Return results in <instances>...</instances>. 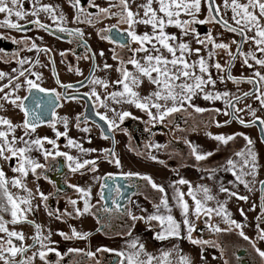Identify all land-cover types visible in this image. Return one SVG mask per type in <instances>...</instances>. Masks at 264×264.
Listing matches in <instances>:
<instances>
[{"label": "snow or ice", "instance_id": "snow-or-ice-1", "mask_svg": "<svg viewBox=\"0 0 264 264\" xmlns=\"http://www.w3.org/2000/svg\"><path fill=\"white\" fill-rule=\"evenodd\" d=\"M71 6L77 9L78 14L73 18V22H88L91 23V20L80 21L79 13H83L84 9L80 6L81 0H70ZM157 4L158 8H154L153 4ZM89 5L91 7H97L92 3V0H89ZM118 7L121 9L119 13V22L126 23L128 25L127 35L131 38L132 41L137 42L140 46L133 50V58L128 60L127 63L134 66L136 72L139 75H133V73L129 72L126 68H117V71L121 73L120 79H117L116 83L122 85V91L111 92L108 93L107 96L102 100L100 95L97 94L95 89L92 90L91 96L95 97L97 101L101 103L102 106L106 107L104 104V100L111 98L116 103H120L121 101L127 102L129 104L135 105L136 108L146 111L150 119L153 121L160 120L163 121L165 117L170 114L177 113L184 109L185 104L187 103L189 107H194L196 112H203L205 109L200 107H195L192 104L193 97L198 95L199 93H204L203 98L207 101L214 100H225V104L228 108L234 109L235 112L243 111L242 109H236L233 101H239L241 99L240 96H235L232 99H227L231 93L229 92H206L204 86L216 84V80L212 78L209 74V63L203 58L200 57L198 60H195L191 63L185 58V54H191L193 50L189 47L187 43L180 42L178 45L172 43L178 39L176 35L168 34L165 29L168 26H175L181 29L183 35H187L189 30L191 32H195L194 28H190L191 24L194 23H208L215 22L219 24L223 29L230 33H235L240 36V40H233L232 43L236 45V53L243 58V65L252 68L253 64L249 61H254L255 65L260 66L261 70H257L253 73L251 77L246 78V82L253 85V89L249 92H244V97L252 96L255 100L259 102L261 110H264V90H262V85H264V0H246V2H241V0H222V5H217L216 0H146V2L137 5L138 9H143V17H139V11L133 12L131 10L129 0H118L117 3H110L108 8H99V13L109 14L110 9ZM57 8L59 5L53 4H41L39 0H32V9L31 11L25 10V0H0V14H3V19H0V27H6L15 30H22L24 25L19 23L20 20L26 19L29 15L32 17H36V19L28 21L30 24L36 25L40 29L48 30V25L41 22L39 19L40 13H47L49 19L56 22L57 29L60 32H68L69 35H76L78 37H83V32L81 29L76 28L69 30L66 27H62L61 24L65 22L66 18L61 11L59 15H57ZM223 9V12L221 11ZM202 11L207 12V17L203 20H198L197 17ZM231 13V21L229 23L228 19L224 17ZM112 16H116V12L110 13ZM186 15L190 19L183 20L181 19V15ZM89 16L92 14L89 13ZM15 18V20L13 19ZM219 17V19H217ZM143 24L150 25L152 32L151 34L145 32L143 35H138L135 31V25ZM115 28V25L111 26ZM110 29H106L108 31ZM252 33V35H249ZM102 39H110V37H101ZM152 41H156V43H152ZM15 43V41H13ZM152 43V47L146 48L145 43ZM197 43L201 45L211 44L212 49H224L228 55L234 60L236 56L230 51V45L228 43H217L214 37L211 34V31L208 33L206 40L197 39ZM243 43H252L255 45V50H249L247 52L241 51V44ZM159 45V46H158ZM123 48H127L128 44L124 43L120 45ZM32 49H36L37 52L40 51H49V49H40L37 48L36 44L31 45ZM31 50V49H29ZM162 50H166L167 53L171 54V59L167 58L163 55ZM0 51H3L0 49ZM179 51V55L177 52ZM195 54L199 56L200 49L196 48ZM256 52L260 53V57H257ZM136 53H145L144 55V64H141L140 61L135 59ZM16 55L15 53L13 54ZM64 53H61L63 56ZM103 55V52H101ZM209 57H212L214 53L209 50ZM113 59H117L114 55ZM7 62V61H5ZM29 61L27 58H20L17 60V63L23 66L25 63ZM39 63V60L36 61ZM124 61H121L123 64ZM214 66L217 69V72H222L224 69L222 68L219 62L215 63ZM104 67L110 68L111 66L105 64ZM197 67L199 69V74H197ZM229 76L228 78L232 80L234 83H239L243 77L238 78L234 77L230 74L231 61L229 62ZM12 73H16L17 69L13 68ZM29 70L24 69L19 71L18 76L10 75L4 71H0V80L7 78L8 83L4 85H0V93H3L0 96V99L11 103L12 105L18 107L24 113V119L22 125L14 124L9 118L0 116V125L6 126L7 131L0 130V158L3 160H11L12 158H17L18 166L12 168V172L18 173V177H13L9 180L6 177V173L3 169H0V233H4L7 239H3L0 237V262L2 264H32V261L35 256H39L41 261L45 260L47 252L54 251L52 248H48L47 252L40 250L38 252H33L32 256L25 257V253L28 250V247L21 244L17 246L16 243L13 242V238L18 241L23 242L25 240V236L22 232H18L15 230H9L6 227V223H11L16 225L20 222H26L28 224L34 225L36 229V235L32 237L34 243L40 245L41 249L46 248V245L43 243L44 239H48V237H41L40 233V225L35 224L34 221L26 220L24 212L21 208V205L29 206L28 211H31V200H30V190L23 183V178L27 177L29 174V170L32 174H36L37 169L44 168V165L32 159L27 153L31 152L33 146L36 147L38 151H41L44 158L48 159L53 155V152L44 148L43 143L47 141V143L53 145L55 148L56 141L50 140L47 137L36 138V139H25V136H31V134L36 132L37 122L41 120V116L37 114L35 111H30L26 105L24 104V99L19 95H15V92L19 90L22 85L19 82H16L14 87H12L14 81H18L19 77H24L23 84L27 85V90L31 92L32 89H38L40 92H45L49 94H55V97L59 99L60 93H56L55 89H45L41 88L37 83L33 80L27 78V73ZM79 73V69L76 70ZM155 74V75H153ZM205 74L207 75V79H205ZM32 75H39L37 73H32ZM142 78H147V81L150 85H155V90L151 91L149 95L140 97L137 91L133 90V87L130 85H134L139 87L143 83ZM221 82H223V77H219ZM59 83V80H57ZM94 84H100L107 90V83L103 80L95 79L92 80ZM61 87L67 89L72 88L71 84H62ZM11 88V91H5V89ZM85 96L89 95L88 93H84ZM74 99L75 97H70ZM163 101V103H161ZM169 104L171 106H169ZM248 110L251 112L254 119L246 123L239 116L233 115L232 113L225 112V115H233V118L238 120V122L244 126H249V124L254 123L255 119H259V117L255 116V110L251 108V106H247ZM0 108H3V105L0 104ZM155 109V114L150 110ZM215 111H219L216 109ZM55 112H52V116L55 117ZM100 116L101 120L107 121V117L105 115ZM131 113L125 111L120 115V120L122 121L125 117H128ZM31 117V118H30ZM77 121H79V116L77 117ZM63 122L65 124V129H67V118H63ZM229 121H225L227 124ZM260 124L264 125V119L260 120ZM79 127V125H77ZM109 129L111 130L115 127V123L113 121H108ZM219 127V124L217 125ZM18 127H23L24 135L20 137H16L15 135L9 139V133H14ZM54 127V125H53ZM83 131H88L87 128L83 129ZM56 135L59 137L61 135L67 136V131L64 133L56 132ZM103 135V134H102ZM212 139L216 140L219 143L227 145L229 141L233 140L236 135L243 136L249 145L252 144V140L244 135L243 133H235L231 135L225 134H217L212 136L211 133L208 134ZM107 139L108 137H103ZM17 143H21L23 147H17ZM69 147L77 148L81 153L87 154L88 152H95L96 149H85L75 140L69 138L67 141ZM192 155L195 157L197 161L206 159L207 156L213 155L212 152H207L205 154H200L197 150V147L194 145H190ZM106 155L114 157L115 154L108 149L103 150ZM235 157L239 158V160H234L232 158H228L225 162V170L231 171L232 174L236 177V180L240 183L244 184L247 187V181L244 179L245 176L256 174V154L252 152L251 149L247 150V155H245V151H237L234 153ZM55 156H64L69 162H73L75 167H72V164H69L72 172H76L78 170L84 169L85 166L89 167V170L95 171L97 160H89L84 159L82 162L69 155L67 152L55 151ZM155 159V157H152ZM109 162L114 163L117 167L121 166V161L119 158H115L110 160ZM162 163V162H161ZM246 169H250V171H246ZM111 175V174H109ZM127 176L140 175L139 173H126ZM142 179L147 181V183L151 186L152 189L157 190L160 193H165L164 187L155 183L152 178L148 175H143ZM180 185H187L189 182L184 179H180L178 181ZM262 186H264V181L260 182ZM9 185L15 188H21L25 192L29 193V197H18L14 196L13 193L9 190ZM76 190L81 193V196L84 198L83 208H75L74 211L77 216L86 214L90 211V205L88 202V197L90 195V190H86L83 188H79L75 185ZM103 187V185H102ZM39 191V189H37ZM117 191H119L117 189ZM220 192H228V189L221 187L219 189ZM204 201H209L213 199V196L209 195V189L204 187ZM187 195L191 197L194 202V208H190L189 202L185 200V194L181 192L178 188L175 189L172 201L173 204H170L169 199L166 195H162L159 199L158 204L153 205L154 211L151 214L146 216H136L130 210L127 211V215L131 218L132 221H145L150 224L152 221H157L159 223V231L155 233V239L159 241L169 240L172 237H180L182 226L186 229L188 236L187 239L194 245H202L207 244V241H202L199 239H192L191 233L195 229L194 223L190 220V214L196 215L197 217L203 213L209 219L211 218V214L215 211L216 215H221L223 212L225 219L231 225H234L235 228L240 229L239 235L244 240H249V237L243 231V225L237 223L235 220L228 219L230 213H227L224 209L223 205H220L219 209H213L211 207H206L205 203L198 199L196 194L194 193L191 186L188 187ZM230 195L235 196L236 193L232 192ZM40 196L42 200H47L48 197L45 196L42 192H40ZM241 200H246L247 197L241 196L239 197ZM70 203L75 206L77 204L76 200L70 201ZM115 203V201L113 202ZM178 207L180 210L181 220H177L173 214V207ZM262 211H264V203L261 205ZM117 210H119L120 206L116 205ZM163 210V212L161 211ZM3 213H10L11 220L5 221ZM71 215L70 213H68ZM243 215V213H241ZM49 215H52L49 212ZM59 219V216H57ZM261 217H257L259 221ZM134 226V225H133ZM212 227V225H209ZM99 231V229H97ZM215 231H222L219 227H215ZM257 233L258 239L264 241V230L259 228V224H257ZM51 232H49V236ZM65 240H69L72 238H80L84 239L90 235L87 232H78L75 228H71V236L67 235L64 232H60ZM128 235L131 236V230H129ZM175 245L173 248L164 250L160 249L159 254L155 255L150 253L146 249V245L139 241V239L132 240L127 245V250L117 251L116 255L120 258L119 264H173L171 260L172 252L175 250ZM252 247L258 253L261 258H264V250L258 248L255 242L252 243ZM101 249H97L100 251ZM104 251H112L111 249L104 248ZM80 249L77 248H69L67 252L63 255L67 256L70 253L80 252ZM57 257L62 259V255L60 252H56ZM88 256L94 255L92 252L86 253ZM17 256L21 258L19 260L16 259ZM179 264H191V261L188 257L184 255H180ZM227 264V261H225Z\"/></svg>", "mask_w": 264, "mask_h": 264}, {"label": "flooded vegetation", "instance_id": "flooded-vegetation-1", "mask_svg": "<svg viewBox=\"0 0 264 264\" xmlns=\"http://www.w3.org/2000/svg\"><path fill=\"white\" fill-rule=\"evenodd\" d=\"M39 2L41 4L59 5V8H57V15L62 11L66 18L61 26L69 30L79 28L83 32V37L81 38L76 35H69L68 32L58 31L56 22L49 19L47 13H40L39 19L41 22L48 25V30L40 29L36 25L28 23V21L36 19V17H32L31 15L19 21V23L24 25L22 30L18 31L0 27V49L3 50L0 51V71L18 76L19 71L27 69L29 70L27 73L28 79L33 80L41 88L55 89L56 93L61 94L59 99H57L55 94L40 92L38 89H32L31 92H29L27 90V85L23 84L24 77H19V80L14 81L12 85V87H14L16 82L21 83L22 87L15 92V95H19L22 98L26 97L23 101L24 104L30 111H35L39 114L41 120L47 118L45 121H38L36 132L24 138L27 140L47 137L50 140L56 141L55 148L53 145L47 143V141L43 143L45 149L53 152V155L48 159H45L42 152L38 151L35 146H33L31 152L27 153L32 159L44 165V168L37 169L36 174H32L29 170V177L34 179L33 181H35V185L39 189L38 192H42L48 197L45 201V208L48 212L53 210L58 212H69L68 208L72 205L70 201L76 200L79 194H81L72 186L75 185L82 188L81 182L83 178L91 171L88 166H85L84 169L72 172L69 164L71 163L72 167H75V164L69 162L64 156H55V151L67 152L81 162L84 159L97 160V166L101 164L111 166L114 163L109 162L110 160L121 157V154H124L127 164L143 163L144 161H151L150 158L155 157L154 161L157 163L163 160V164L172 167H175L178 163L184 167L189 166L188 163L191 160H196L194 156L193 158H188L189 152L192 153L190 145L196 146L200 154L208 152L203 151L199 146L200 139H202V128L200 127L199 134L197 131H187L186 122L181 115L179 118H171V120L166 119V122L165 119L163 122H158V120L153 121L146 111L140 110L136 108L135 105H132V109L129 112L131 115L125 117L122 121L114 122L116 126L111 130L109 129L108 121L111 120H109L108 114L111 113L110 110L104 109V106L91 96V92L87 88L88 83L96 72L98 59L96 56H102L103 58V55H115L117 60L127 63L125 60L126 54H129L132 59L133 50L140 46L127 35L126 30L128 29V25L123 22L118 23L120 19V8L114 7L110 9V13H117L116 16H112L110 13H99V8H108L110 3L118 4V0H92V3L97 7H91L89 5V0H81L80 6L84 9V12L79 13L80 21H87L90 19L91 23L73 22V18L78 12L76 8L71 6L70 0H39ZM144 2H146V0H129L131 10L133 12L139 11L138 18L143 17V9H138L137 5ZM31 9L32 0H25V10L30 12ZM89 13L92 15L89 16ZM0 19H3V14H0ZM13 19L15 20L14 17ZM112 25L116 27L112 28ZM194 27L199 31V27L201 26L195 23ZM106 29L110 30L105 31ZM135 31L138 35H143L145 32L151 34L152 29L150 25L137 24L135 25ZM201 31H204V29ZM102 36L110 37V39H102ZM239 38L240 36H238V41ZM13 41H15V43ZM33 43L36 44L37 48H46L49 49V51L37 52L36 49L31 48ZM124 43L128 44L127 48L120 46ZM152 43H155V41H152ZM152 43L146 42L145 47L150 49ZM101 52H103V55H101ZM14 53L16 54L15 56L13 55ZM61 53H64V55L61 56ZM139 54L143 53H136L134 58L136 59V55ZM20 58H27L29 62L21 66L17 63V60ZM37 59L39 63L36 62ZM13 68L17 69L16 73H12L11 70ZM77 69H79V73H77ZM33 72L39 75H32ZM88 75L89 78L83 84L75 86ZM246 78L243 80L246 81ZM57 80H59V83H57ZM7 83V78L0 80V85ZM62 84H71L73 87L65 89L61 87ZM252 88L253 85L251 84V88L246 92H249ZM5 91H11V88L5 89ZM84 93H88L89 95H75ZM2 95L3 93H0V96ZM239 96L241 97L240 100L247 98L244 97L243 94ZM70 97L75 98L72 99ZM104 97L101 99L103 100ZM237 102L238 101H234V104ZM107 103L108 101L104 100V104ZM0 104L3 105V108H0V112L8 114V116L12 115L14 119L13 123L22 125L24 113L18 107L2 99H0ZM90 109H92L96 115L100 113L107 117V121H105V130H103L98 123L93 121V112ZM227 109L228 113H230V109ZM150 110L155 114L153 109ZM53 111L56 114L55 117L52 116ZM142 113L145 116H143ZM216 115L211 118V122L208 124V126H212L209 127L211 132L219 128L217 126L218 124L224 127L235 122L239 126L246 127L240 124L238 120L231 118L230 115H228V118L225 120L229 121L227 124H225V121L218 122L217 118L219 114L217 113ZM78 116L79 121H77ZM97 116L100 117L99 115ZM65 117L68 121L67 129H65V124L63 122V118ZM198 118L199 116H197V123L201 126V119L199 118V121ZM77 125H79V127ZM249 125L256 128L253 123ZM42 128V132L38 131ZM85 128H87L88 131H83ZM207 128L208 127H203V129ZM21 129V135L23 136V127H18L16 131H20ZM65 131H67V136L61 135L58 137L56 135V132L64 133ZM103 137L108 138L105 139ZM69 138L75 140L85 149H96L97 151L88 152L87 154L81 153L77 148L68 146L67 141ZM212 147L213 145L211 148ZM104 149L110 150L115 156L106 155L103 151ZM213 150L214 148L210 151L213 155L210 156L209 160H206L207 167H213L218 164L216 160L218 156L214 154ZM172 155L174 157L171 158ZM231 155L232 154H229V156ZM218 160L220 161V159ZM15 161L18 162L15 157L8 160V165L12 166ZM160 164L161 163H159V165ZM181 170L183 173L186 171V169L183 168H181ZM182 171L176 172L174 179H184ZM126 173H129V171L117 174L110 173L111 175L107 174L102 177L95 191L97 201L94 202L92 206L94 225L87 231L90 235L84 239L66 240L62 242H71L67 245L78 247L76 243L73 242H106L109 239H114L118 235H123V233L131 229L134 230V228H138V221H132L127 215L126 210L131 211V207L133 206V208H139L142 211L146 199H148L149 202L151 201L154 205L159 203V199L162 195H167L168 192L166 188H164L165 193H160L152 189L147 181L142 179V176H127L125 175ZM168 181L173 183L170 177H167V182ZM105 188L106 191H104ZM117 189L119 191H117ZM114 201L115 203H113ZM117 204L120 206L119 210L116 208ZM139 205L140 207H138ZM225 211L229 213L227 210ZM60 214L61 213H59V215ZM221 215L220 218H225L223 212ZM214 216L219 217L216 214ZM4 218L8 221L11 220L8 216H4ZM228 219L235 220L233 216H229ZM243 219L245 220L244 217ZM66 222L70 226V223L68 221ZM34 223L37 224L35 220ZM67 223L60 222V226L64 228L63 224L66 225ZM30 225L36 235L34 225ZM215 227L216 226L213 225L212 228L205 229L202 233H212L216 238V242L221 243L223 247L229 248L226 249L228 250L227 255L225 254L228 258V264H252L253 260L250 256L251 254L246 249V240L240 235H237L235 226L232 228H220L222 231H215ZM71 228H73V224ZM97 229H99V231ZM238 230L240 231V229ZM244 233L246 234V229ZM92 238L94 239L91 240ZM28 240L26 242H29L30 245V242H33V240ZM14 241L17 242L16 240ZM97 244H95L96 247L101 245L99 243ZM189 245L194 247L197 252L198 245H194L191 242ZM65 246L60 243V247L63 248ZM75 257L76 260H79L83 255L78 254ZM59 263L64 264L66 260L61 259Z\"/></svg>", "mask_w": 264, "mask_h": 264}, {"label": "rangeland", "instance_id": "rangeland-1", "mask_svg": "<svg viewBox=\"0 0 264 264\" xmlns=\"http://www.w3.org/2000/svg\"><path fill=\"white\" fill-rule=\"evenodd\" d=\"M241 2H246V0H241ZM217 5H222V0H216ZM154 8H158L157 4H153ZM221 11L223 12V9L221 8ZM207 17V12L202 11L199 16L197 17L198 20H203ZM231 13L228 12V14L224 17L225 19L229 20V23H232L231 19ZM181 19L183 20H189L190 18L186 15H181ZM195 24V23H194ZM194 24L190 25V28H194ZM199 26H202L204 31H198L195 29V32H191L189 30L187 35H183L181 29L175 27V26H168L166 27V32L170 35H176L178 39L172 43L178 45L180 42L187 43L189 47L193 50L191 54H185V58L188 60L189 63L198 60L200 57H203L210 65L209 68V74L212 76L214 80H216V84L214 86L212 85H205V91L206 92H229L231 95L227 99H232L235 96H239L246 92L248 89L251 88V84L247 83L245 80H241L239 83H234L232 80H230L226 76V70L229 65V62L232 61V58L228 55V53L224 49H212L211 44H205L201 45L197 43V39L200 40H206V37L208 33L211 31L212 36L214 37L215 41L217 43H228L230 45V51L235 54L236 52V45L232 43L233 40L238 41V36L235 33H230L223 29L219 24L215 22H208V23H198ZM249 35H252V33H249ZM156 43V41H155ZM159 46V45H158ZM200 49V54L197 56L195 54V49ZM255 50V45L252 43H243L241 47V51L247 52L249 50ZM209 50H211L214 55L212 57H209L208 53ZM162 53L167 58L171 59V54L167 53L166 50H162ZM179 51L177 52V55H179ZM257 57H260V53H255ZM144 55L139 54L136 55V59L140 61L141 64H144ZM114 55H103L96 56L97 59V68L96 72L94 73L92 79L87 85V88L92 92L93 89L97 92L98 95H100L101 98H103L105 95L111 92H118L122 91V85L116 83L117 79L122 78L121 73L117 71V68H126L129 72L133 73V75H139V73L136 72V69L133 65L129 63H123L121 64V61L117 59H113ZM130 55L126 54L125 60H130ZM243 58L239 55L237 58L234 59L230 73L231 75L235 77H251L253 73L257 70H261L260 66L255 65L254 61H249L253 64L252 68H249L242 63ZM219 62L224 69L222 72H217V69L212 66L215 63ZM108 64L111 67L105 68L104 64ZM264 71V70H262ZM197 74H199V69L197 67ZM155 75V74H153ZM207 75L205 74V79H207ZM223 77V82L219 79V77ZM99 79L103 80L107 83V90L100 84H94L92 83V80ZM143 83L136 87L134 85H130L133 87L134 91H137L140 95V97H144L149 95V93L153 90H155V85H150L147 81V78H142ZM262 90H264V85L261 86ZM204 93H199L198 95L193 97L192 104L195 107H200L205 109L203 112L196 113L194 107H189L186 103L184 106V109L177 112L170 114L169 116L165 117L166 119L171 120L175 118H179L181 115L183 119L186 122L187 131L192 130L193 132H196L199 134L200 127L202 128L201 135L202 139H200L199 146L203 149V151H211L213 148L214 154L218 156L217 165H214L213 167H207L206 166V160L210 158V156H207L204 160H191L188 164L189 166H183L179 163L175 166H168L167 164H163L162 161H154V159L150 158L151 161H144L143 163H133V164H127V161L125 158L118 157L121 161V166L117 167L115 164L113 165H96L95 171H89L87 175L83 178L82 181L84 184V187L88 190L92 186L95 185V183L101 181L102 177L107 174H117V173H124L126 171L133 172V173H139L140 175L137 176H143L148 175L152 178V180H155L156 183L161 184L164 186V188L167 189V197L169 199L170 204L174 205V202L172 201V196L176 188H178L181 192L185 194L184 198L186 201L189 202L190 208H194V202L192 201L191 197L187 195L188 187L191 186L194 193L196 194L198 199H201L206 207H211L213 209H219L220 205L224 206V209L227 210L230 213V216H233L235 218V221L237 223H240L243 225V231L246 229V235L249 237V240H246V249L251 254L252 258V264H264V258H261L258 253L255 251V249L252 247V243L255 242L256 246L260 248L261 250H264V241H261L258 239V233H257V224H259V228L264 230V211H262V203H264V189L263 192L260 194L259 192V184L261 181L264 180V146L262 145L261 141L258 138L257 130L254 126H247L242 127L236 124L235 122L231 123L227 126H219L218 129H214L212 132L209 130V127H212L211 125L208 126V124L211 122V118H213L217 113L218 116V122H224L228 115H225V112H228V107L225 104V100H214V101H207L203 98ZM96 100V98L94 97ZM108 103L106 104V107L104 106V109L110 110V114H108L109 120L116 122L120 121V115L127 111L130 112L132 109L133 104H129L127 102L121 101L120 103H116L111 98L106 99ZM97 101V100H96ZM163 103V101H161ZM251 106L252 109L255 110V116L259 117V120L264 119V110H261L259 102L254 99V97L249 96L245 99H242L238 101L235 104L236 109H242L243 111L235 112L237 116H239L241 119H243L245 122L252 121L254 117L252 116L251 112L248 110L247 106ZM169 106H171L169 104ZM216 109H219V111H215ZM155 111V109H153ZM143 116H145L142 113ZM0 116L9 118L12 122H14V119L11 116H8V114H4L0 112ZM197 116L201 119L202 125L199 126V123H197ZM217 116V115H216ZM181 117V118H182ZM198 120L200 121V119ZM148 120V119H147ZM158 122H163L158 120ZM168 122V121H167ZM203 127H208L207 129H203ZM264 127V125H263ZM0 130L7 131L6 126L0 125ZM21 131H16L14 133H9V139L12 138L13 135L16 137H20ZM40 132L43 131V128L38 130ZM204 131V133H203ZM211 133L212 136H215L217 134H225V135H231L235 133H243L244 135L248 136L252 140V144L249 145L247 141L244 139L243 136L236 135L235 138L227 145H224L222 143L217 142L216 140L212 139L211 136L208 134ZM23 134V133H22ZM212 139V140H211ZM213 147L211 148V146ZM17 147H23L24 145L21 143H17ZM251 149L252 152L256 154V174L255 176L248 175L245 176L244 179L247 181V187H245L244 184L240 183L236 180V177L232 174L231 171L225 170V162L228 158H232L234 160H239V158L235 157L234 153L237 151L244 150L245 155H247V150ZM204 154V153H202ZM229 154H232L229 156ZM188 158H193V155L191 152L188 154ZM174 157L173 155L171 158ZM225 160V161H221ZM197 161V162H195ZM162 162V163H161ZM159 163H161L159 165ZM193 163V164H192ZM157 164V165H156ZM18 162H14L12 166L8 165V160L5 161L2 158H0V169H3V171L6 173V177L11 180L13 177H18V173L12 172V168L17 167ZM107 166V167H104ZM181 168L186 169V171L183 173ZM192 169V170H188ZM7 170H10L9 173H7ZM182 171L184 175V180H187L189 184L187 185H180L178 183L179 179H174V175L176 172ZM246 171H250V169H246ZM167 177H170L171 180H173V183L171 181L167 182ZM23 183L26 185V187L30 190V197L29 193L25 192L21 188H15L9 185V190L13 193L14 196L18 197H29L31 200V211H28L29 206L21 205V208L24 212V215L26 217V220H32V221H40V233L41 237H48V239H44L43 243L46 245V248L41 249L40 245L37 243L26 242L24 240L22 243L13 239V242L17 244V246H20L23 244L24 246H31L28 247V250L25 253V257L32 256L33 252H38L40 250L46 251L48 248L54 249V251L47 252V255L45 257L44 261H41L39 256H35L32 264H60L61 261L60 257H57L56 252H60L62 255V259L66 260V263L64 264H119L120 258L116 255L117 251H124L127 250V245L129 242L135 239H139L140 242L144 243L146 245V249L148 252L153 253L155 255L159 254L160 249L168 250L173 248V245H175V250L172 252L171 260L173 261V264H179V257L180 255H184L188 257L191 261V264H225V261H227L228 264V258H227V251L226 249H229L227 247H223V245L219 242H216V238L212 233H202L205 229H210L215 225L219 228H232L234 225H231L227 222L225 218H220L222 215H218L219 217H215L214 215L216 212L214 211L211 214V218L209 219L207 216H205L203 213H201L198 217L196 215L190 214L189 218L194 223L195 229L191 233L192 239H199L202 241H207V244L198 245V250L196 252V249L194 247H191L189 245L190 241L187 239L188 233L186 229L182 226V231L180 237H172L169 238V240L165 241H159L156 240L155 233L156 231H159V223L157 221H152L150 224L146 223L145 221H138V228H134V230L131 229V236L128 235V232L123 233V235H118L114 239H109L106 242H97L101 244L100 246L96 247V242H73L76 243L78 247L69 246L67 244L71 242H62L66 241L61 235H59L60 232H64L67 235L71 236V225L76 222L78 224L77 231L83 233V229H85L91 219L92 212L89 211L86 213L87 216L80 215L77 216L74 209L75 208H83L84 204V198L79 194L76 201L77 204L75 206L70 205L69 212H58L56 210L51 211L52 215H49V212L46 210L45 206V200H40L41 196L40 193L37 191V186L30 180V177H24ZM206 187L209 189V195L213 196L212 200L204 201V193L203 188ZM221 187H224L228 189V192H220L219 189ZM235 192L236 195L232 196L230 193ZM245 196L247 197L246 200H241L239 197ZM40 197V198H39ZM96 194H90L88 197V202L90 207H92L94 201L96 200ZM0 202H3L0 200ZM139 203V202H138ZM140 207V205L138 206ZM154 211L153 209V203L148 201L146 199V202L143 205V210L141 211L139 208L135 209L133 206L131 207V212L137 216H146L148 214H151V212ZM163 212V210H161ZM55 212V214H54ZM59 213H61L59 215ZM70 213L71 215H69ZM243 213V215L241 214ZM173 216L179 221L181 220L180 216V210L178 207H173L172 211ZM57 216H59V219H57ZM245 218V220L243 219ZM257 217H261V219L258 221ZM68 221L69 224L66 222ZM60 222L67 223L66 225L63 224L64 228H60ZM49 223V224H48ZM47 224L49 226H47ZM209 225H212V227H209ZM226 226V227H225ZM6 227L9 228V230H15L18 232H22L25 236V239H32L33 236H35L34 231L32 230V226L30 224H27L23 222L22 225H13L11 223H6ZM53 227L54 232L49 236V229ZM49 228L46 232V229ZM237 235H239V230L236 228ZM0 237L3 239H7L6 235L4 233H0ZM80 240V238H72L70 240ZM92 238L91 240H93ZM16 240L17 242H15ZM33 240V239H32ZM29 241V240H28ZM2 242V241H0ZM60 243L62 245H66L65 247H60ZM245 243V242H244ZM98 245V244H97ZM69 246V247H67ZM69 248H77L80 249V252L76 253H70L67 256H64L63 254L67 252ZM111 249L112 251H104L103 249ZM97 249H101L100 251H97ZM92 252L94 255L88 256L86 253ZM225 252V253H224ZM82 254L83 257L79 260H76V255ZM226 254V255H225ZM21 257L17 256L16 259L19 260ZM2 264V262H0ZM230 264V263H229Z\"/></svg>", "mask_w": 264, "mask_h": 264}, {"label": "water", "instance_id": "water-1", "mask_svg": "<svg viewBox=\"0 0 264 264\" xmlns=\"http://www.w3.org/2000/svg\"><path fill=\"white\" fill-rule=\"evenodd\" d=\"M217 19H219V17H217ZM202 29H203L202 26L199 27V31H201ZM240 39H241V38H239V40H240ZM241 47H242V44H241ZM234 55L237 57L238 54L235 52ZM233 61H234V60L232 59V61H231V65H232ZM230 69H231V68H230ZM230 74H231V73H230ZM89 75H90V74H89ZM89 75H88L83 81H81L80 83L76 84L75 86H79V85L83 84V83L89 78ZM226 76H227V77L229 76V67H227ZM232 76H233V75H232ZM234 77H235V76H234ZM252 89H253V88H252ZM252 89H251V90H252ZM251 90H250V91H251ZM75 95L85 96L84 94H75ZM234 101H235V100H234ZM234 101H233V103H234ZM229 109H230V113H232L233 115H235L233 109H232V108H229ZM90 110H92V109H90ZM92 112H93V110H92ZM233 115H230V117L233 118ZM45 120H47V118L42 119V120H40V121H45ZM93 121H95L96 123H98V125H99L101 128H103V130H105V128H106V123H105V121H104V120H101L100 117H98L94 112H93ZM253 124H254V125L256 126V128H257L258 138H259V140L261 141L262 145L264 146V127H263V125L260 124V120H259V119H255V122H254ZM263 181H264V180H263ZM263 188H264V186H262L261 183H260V184H259V192H260V194L262 193ZM104 191H106V188L104 189Z\"/></svg>", "mask_w": 264, "mask_h": 264}, {"label": "crops", "instance_id": "crops-1", "mask_svg": "<svg viewBox=\"0 0 264 264\" xmlns=\"http://www.w3.org/2000/svg\"><path fill=\"white\" fill-rule=\"evenodd\" d=\"M74 152H75V151H74ZM123 157L125 158V155H124V154H121V158H123ZM104 167H107V166H104ZM9 171H10V170H7V173H9ZM10 172H11V171H10ZM28 176H29V174H28ZM31 176H32V175H31ZM30 179H32V182H34V184H35V181H33L34 179H33V178H30ZM153 181L155 182V180H153ZM83 182H84V181L81 182V183H82L81 186H82L83 189H86V188L84 187ZM98 185H99V182L95 183L94 186H92L91 188L88 189V190H90V194L95 193V191H96ZM160 185H161V184H160ZM86 190H87V189H86ZM39 198H40V197H39ZM40 200H41V198H40ZM96 201H97V198H96V200H95L94 202H96ZM92 206H93V205H92ZM90 211L92 212V207H90ZM84 216H87V215L84 214ZM90 217H91L92 220H90L88 226H87L85 229L82 230L83 232H87V231L90 230V229L93 227V225H94V220H93V216H92V214H91ZM10 218H11V216H10ZM4 220H5V221H8V220L5 219V218H4ZM38 220H39V219H38ZM38 220H37L36 222H37V224L39 225V224H40V221H38ZM22 224H23V222H20V225H22ZM48 224H49V223H48ZM48 224H47V226H49ZM17 225H19V223H18ZM61 227H62V226H60V228H61ZM73 228H75L76 230L79 229V228H78V224H77L76 222L73 223ZM45 229H46V228H45ZM48 229H49V228L46 229V232H47ZM49 232H52V233L54 232L53 227H52L51 229H49ZM52 233H51V234H52ZM25 240L27 241V239H25Z\"/></svg>", "mask_w": 264, "mask_h": 264}, {"label": "trees", "instance_id": "trees-1", "mask_svg": "<svg viewBox=\"0 0 264 264\" xmlns=\"http://www.w3.org/2000/svg\"><path fill=\"white\" fill-rule=\"evenodd\" d=\"M3 215L6 216V217L7 216L10 217V213H3Z\"/></svg>", "mask_w": 264, "mask_h": 264}]
</instances>
